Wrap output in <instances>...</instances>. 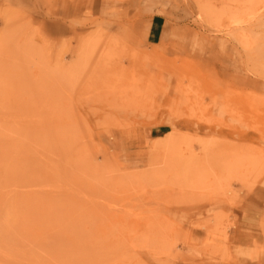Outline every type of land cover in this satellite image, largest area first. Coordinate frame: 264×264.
I'll return each mask as SVG.
<instances>
[{"label": "rangeland", "instance_id": "1", "mask_svg": "<svg viewBox=\"0 0 264 264\" xmlns=\"http://www.w3.org/2000/svg\"><path fill=\"white\" fill-rule=\"evenodd\" d=\"M148 2L0 0V264H264V0Z\"/></svg>", "mask_w": 264, "mask_h": 264}, {"label": "crops", "instance_id": "2", "mask_svg": "<svg viewBox=\"0 0 264 264\" xmlns=\"http://www.w3.org/2000/svg\"><path fill=\"white\" fill-rule=\"evenodd\" d=\"M143 1H145V0H143ZM147 2H148V0H146ZM160 3L161 2H154L153 4H150L149 2H148V4H150L151 6H153L152 8H147V9H158V7L160 6ZM160 8V7H159ZM154 12V11H153ZM159 14H154L153 15V17H155V16H158ZM161 17V16H160Z\"/></svg>", "mask_w": 264, "mask_h": 264}, {"label": "bare ground", "instance_id": "3", "mask_svg": "<svg viewBox=\"0 0 264 264\" xmlns=\"http://www.w3.org/2000/svg\"><path fill=\"white\" fill-rule=\"evenodd\" d=\"M17 168V167H16ZM15 170V169H14ZM7 224H9V223H7ZM5 229V228H4ZM79 229V228H78ZM77 229V230H78ZM7 231V230H6ZM5 233H7V232H5ZM69 234V233H68ZM9 235V234H8ZM81 235V234H80ZM75 236V235H74ZM78 239V238H77ZM77 239H75V240H77ZM81 239V238H80ZM83 239V238H82ZM85 239V238H84ZM84 245V244H83ZM27 248V247H26ZM39 248V247H38ZM53 251V250H52ZM58 261V260H57ZM62 261V260H61Z\"/></svg>", "mask_w": 264, "mask_h": 264}]
</instances>
